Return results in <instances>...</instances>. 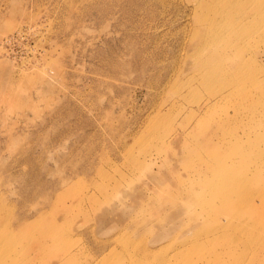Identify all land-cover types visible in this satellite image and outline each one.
Instances as JSON below:
<instances>
[{
	"label": "rangeland",
	"instance_id": "1",
	"mask_svg": "<svg viewBox=\"0 0 264 264\" xmlns=\"http://www.w3.org/2000/svg\"><path fill=\"white\" fill-rule=\"evenodd\" d=\"M260 1L257 12L252 0L195 12L196 0H0L2 264L230 263L227 239L192 241L212 225L181 186L222 173L264 197ZM212 23L227 52L238 24L250 23L235 58L259 88L230 74L199 78L213 43L186 55L188 29ZM166 187L185 206L171 219L135 205ZM250 225L240 248L264 235V223Z\"/></svg>",
	"mask_w": 264,
	"mask_h": 264
},
{
	"label": "bare ground",
	"instance_id": "2",
	"mask_svg": "<svg viewBox=\"0 0 264 264\" xmlns=\"http://www.w3.org/2000/svg\"><path fill=\"white\" fill-rule=\"evenodd\" d=\"M215 1L216 0H196L194 11L197 12L201 8H206L209 4L212 5ZM252 1L259 4V6L255 8L256 12L259 11L261 8V1ZM253 19L254 18L252 16L249 22H252ZM196 23H200V20L196 21L195 24ZM218 29L219 28L215 23H212L204 28L193 27L192 31L188 29L190 31L188 36L190 39L185 43L186 55L190 54L193 47L197 52H202L204 51L205 44L213 43L212 52L214 55H204V58L201 61L196 62V69L199 78L204 83L209 84L215 82L223 76L225 77L227 74H230L237 81L249 83L251 86L259 88L258 83L256 82L257 79L255 80L253 75L248 76L246 74L244 63L237 61L235 58V55L239 52V45L244 40L243 33H246V37H249L252 34V26L250 23H240L233 31L235 46L230 50V52H227L220 45H216L217 41L215 39V35L217 34ZM260 93L263 97V92L260 91ZM223 97L224 94H220L215 99ZM201 127L202 125L200 121H198L194 126V132L197 137H199ZM206 127L207 124L204 128ZM206 137L207 136L204 134L203 138ZM206 140L210 141L209 138ZM228 167L229 166L222 165L221 170L224 171ZM220 174L222 175L220 179L211 182L204 181L200 184L199 188L194 186H181L191 196L192 202L197 204V206L203 210L206 215V220H208L212 225V228L208 233L193 237L192 241L207 239L209 238V233L211 236L218 234L211 240L219 241L221 239H227L235 245L234 252H224V254L229 255V264H243L244 262L245 264H264V235L262 237L255 236V244L252 247H249L248 243H242L241 248L237 237V235H239L246 238H252L253 234L249 231L251 229L250 224L260 223L261 226H263L264 216L262 214L264 212V197H253L249 186L244 180L240 181L234 177H228L222 173ZM216 186L222 188V190L219 192L216 191ZM146 190H148V188H146ZM237 190H242V192H238ZM141 196L142 197L138 196V199L136 197L135 205L139 209L151 206V214L153 216H159L163 211V213L171 219V213L173 211H181L185 207L183 202H178L173 199L172 195L169 193V187L161 190V192L153 188V190L149 192V195L144 194ZM236 212L244 216L253 217V220L249 221L250 224L241 221L240 219L231 223V218ZM56 237L60 238L61 234L56 233L53 238L56 239ZM39 246L43 251L47 249V247L43 244ZM3 259V252L0 250V264H2ZM66 260L73 261L75 260V257L72 254H68ZM93 261L94 258L90 261V263Z\"/></svg>",
	"mask_w": 264,
	"mask_h": 264
}]
</instances>
